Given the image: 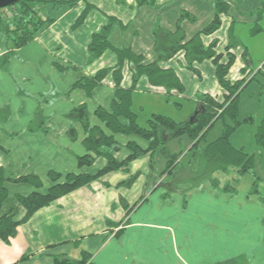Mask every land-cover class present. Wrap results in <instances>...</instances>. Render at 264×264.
<instances>
[{
	"label": "crops",
	"instance_id": "1",
	"mask_svg": "<svg viewBox=\"0 0 264 264\" xmlns=\"http://www.w3.org/2000/svg\"><path fill=\"white\" fill-rule=\"evenodd\" d=\"M87 2L95 10L88 13L82 24L73 26L80 15H74L73 8ZM117 2L111 0L105 7L91 0H79L71 8H54L50 4L48 16L53 21L37 38L15 50L6 44L0 50V167L6 177L35 175L41 181L40 188L28 183L6 185L9 196L3 212H13L17 220L24 216L25 210L16 196L45 193L52 185L49 171L59 173L58 182H63L68 173L94 174L105 165V160L99 157L90 166H79L78 156L88 153L82 143L85 130L71 115L75 107L84 104L89 125L105 130L94 112L99 107L109 109L114 98L110 80H104L90 95L73 88L80 77L111 67L117 61L112 52L106 51L87 64L91 35L100 31L109 17L114 18L113 24L118 25L111 27V43L116 47L129 46L136 54L143 55L145 62L154 60L145 59L147 46H136L133 38L141 36L143 28L139 23L143 19L161 18L160 13L149 10L151 6H142L152 5L155 0H136L135 12L131 0ZM229 9L228 4L225 14ZM184 13L189 14L186 10ZM261 16L262 30L255 36L249 34L254 18L245 21L231 16L227 45L241 46L244 60V64L239 63L241 76L236 79L247 73L243 71L245 67L250 71L264 61V40L258 42L264 38V11ZM150 27L151 24L145 28V33ZM175 31L157 34L155 60L162 68L174 70L162 66L161 61L167 60L164 56L173 40L170 34ZM251 75L242 91L253 80ZM139 81L131 95V110L142 127L152 114L185 121L197 108L195 95L208 93L192 83L191 93L186 96L189 99L174 96L167 101L160 87L144 85L147 81L144 78ZM215 89L209 94L218 97L221 89L218 86ZM71 128L74 139L69 134ZM254 132L255 126L250 135ZM115 138L120 146L115 157L122 160L129 154L125 145L132 138ZM134 140L146 146L144 141ZM182 142L186 150L191 145L185 137L175 144L179 146ZM230 143L255 155L256 186L253 175H238L234 169L215 173L216 184L207 180L193 187L184 180L177 183L171 175H161L165 161L163 166L160 164L162 168L159 165L156 176L153 166L156 159L151 162L146 154L132 161L126 170L108 173L33 213L17 227L16 236L8 243L0 240V264H58L60 258L87 259L90 264H264V149L252 143L247 147ZM181 174L185 175V171ZM150 175L156 177V182L149 183L145 192L133 200L131 192L134 188L142 189ZM227 184L233 188L230 192L222 190Z\"/></svg>",
	"mask_w": 264,
	"mask_h": 264
},
{
	"label": "trees",
	"instance_id": "2",
	"mask_svg": "<svg viewBox=\"0 0 264 264\" xmlns=\"http://www.w3.org/2000/svg\"><path fill=\"white\" fill-rule=\"evenodd\" d=\"M79 0H21L18 3L0 9V33L6 37V45L12 49H18L37 38L41 30L50 24L53 20L40 10V5L64 6L67 8L74 7ZM89 2L85 3L84 8L80 12L79 17L73 26L77 27L82 24L87 16L88 11L92 8ZM228 4L222 1L215 3L214 18L205 27L199 30L188 40L185 39L180 25L177 26L173 40L169 44L167 53L164 58H171L176 52L182 50L188 69L199 74V69L193 66L195 62H201L210 59L214 65L215 78L220 86L221 98L209 93H197L193 98L196 102L197 111L194 112L182 122H176L172 118L152 114L146 121V126L142 127L137 123V116L131 110V95L140 79H147L151 87H160L167 101L171 97L185 96V87L177 74L171 68H162L158 60L145 62L144 56L136 54L129 46L116 47L110 39L109 33L114 18L109 17V22L98 32L90 37L88 44V61L91 64L94 60L101 57L106 51H111L116 56V63L111 67H104L97 70L90 76L80 77L73 88L84 90L87 95L101 86L104 79L109 73L112 76L114 98L110 108H97L94 112L95 117L102 123L105 130L101 127H91L88 122V111L84 104H81L71 112V115L82 123L85 130V138L82 143L87 154L78 156V164L82 166H90L96 158H103L105 165L94 174L88 173H68L64 177L63 182H58L61 175L53 171L48 172V178L52 185L45 193L32 192L27 195H17V202L24 208V216L17 220L15 214L11 211L3 212V206L8 199L9 192L6 185L8 183L34 184L36 188L41 187V181L35 175L21 176L17 178L6 177L4 170L0 167V240L8 243L11 238L17 234V227L25 222L37 210L50 205L53 201L65 196L76 189L86 186L93 181L101 179L108 173L119 170H126L131 162L141 156L149 154L153 159L160 151L164 155L165 165L161 172L171 175L173 181L177 183L184 180L191 187L199 185L202 181H209L216 184L214 174L218 172H227L230 169L236 170L238 175L251 174L255 177L254 186L258 183V178L254 170L255 155L245 153L243 149H236L230 143V136L241 124L253 123L252 115L246 116L243 120H239V97L245 86V81L251 74L246 67L241 79L231 81L228 73L235 61V54L231 51L232 45H227L224 52L217 50L218 39L213 38L208 45H204L201 36L213 35L221 24V14H225ZM10 10L14 12L10 13ZM264 11V1L261 6L256 9L254 17V26L249 31L250 36H255L261 32V15ZM185 15H188L184 13ZM192 20V18L190 17ZM232 23V22H231ZM245 53H242L244 55ZM225 60L223 61V58ZM163 58V57H162ZM163 58V59H164ZM127 63L130 66V86L122 85L123 67ZM257 73V72H256ZM254 79V75L250 80ZM177 107L179 104L174 103ZM194 115V116H193ZM192 121L189 119L192 117ZM258 126L254 134L256 145L264 149V114L258 116ZM216 121L222 123L220 135L212 142L206 143L199 148V144L205 140L209 129ZM165 133V134H164ZM166 133L168 137L166 138ZM69 134L74 139V129L69 130ZM116 136L132 138L128 140L125 147L129 154L122 160L115 157V153L120 150V146L116 140ZM186 137L191 145L187 149V153L198 152V158L193 168L183 166L178 160L182 152L178 154L169 153L166 143ZM144 141L146 146L142 147L136 140ZM151 159V162L153 161ZM191 164L190 162L187 165ZM181 165V166H180ZM190 166V165H189ZM185 171V175L181 174ZM180 172V175H179ZM183 181V182H184ZM125 184V182H123ZM105 186L108 184L104 183ZM233 188L227 184L222 187L223 191L232 190ZM58 264H90L87 259L74 261L68 258H60Z\"/></svg>",
	"mask_w": 264,
	"mask_h": 264
},
{
	"label": "rangeland",
	"instance_id": "3",
	"mask_svg": "<svg viewBox=\"0 0 264 264\" xmlns=\"http://www.w3.org/2000/svg\"><path fill=\"white\" fill-rule=\"evenodd\" d=\"M96 3H100L103 7L111 0H91ZM118 4L117 0H115ZM133 2V8L134 12L137 10L138 5L136 4V0H131ZM227 1L229 4V12L228 14H221L220 18L222 20L219 28L214 32L212 36L202 35L201 39L203 43L206 45L208 44L212 37H215L218 39L217 44V50L220 52H224L225 48L227 46V40H228V29L229 24L231 20V16H236L239 18L238 20H245V21H251L256 15V9H258L261 6V3L263 0H224ZM217 0H155V3L152 5H142V6H151L149 7V10L151 12L155 11L160 13L161 18L158 19V17L155 18L153 21V17L145 18L143 21L138 23L142 26L143 30L141 31V36L134 35V43L136 46H142L145 45L147 47L144 48L145 53V59L151 60L156 58L157 53L155 49V40L157 37V34L161 31H166L167 33L172 32L176 30L177 24L179 23L183 34L185 35V39L188 40L193 35H195L200 29H202L204 26H206L208 23L212 21L215 14V6L214 3H216ZM85 6L84 3L79 4L78 7L75 6L73 8L74 15H78L80 11H82V8ZM67 8V7H66ZM76 8V9H75ZM64 7L62 8V10ZM40 10L43 11L45 14H48V11L50 10V7L48 5L42 6L40 5ZM91 10H95L94 8H91ZM187 11L189 14L185 15L184 11ZM10 13L14 12V10H10ZM133 12V10H132ZM87 13V15H88ZM98 15H101L99 11H96ZM119 14L122 15V12H119ZM151 13H149L150 15ZM187 14V13H186ZM232 14V15H231ZM192 18V20L190 19ZM163 19V20H162ZM152 20V21H151ZM263 25H264V19H263ZM74 24V23H72ZM115 24L112 25V27L117 26ZM152 25V27L149 28V32L145 33V28L149 25ZM239 32V29H238ZM172 37L175 35L174 33L170 34ZM160 35H158L159 37ZM118 34V38H119ZM139 37V38H138ZM174 38V37H173ZM243 38V37H242ZM245 44L247 42L243 38ZM263 39H259L258 42H263ZM6 37L3 35V33H0V50H3L6 44ZM248 44H251L250 42ZM232 52L236 56V60L234 61L229 73L228 78L231 81H234L237 77L241 76V69L239 67V63L242 62L244 64V60L241 57V52L243 48L239 45H235L231 47ZM111 52V51H110ZM113 53V52H112ZM114 54V53H113ZM115 55V54H114ZM116 57V56H115ZM170 60H163L161 61L162 66L164 67H172L175 72L180 77L184 87H185V96H189L191 93V85H193L200 90H207V92H213L215 91L216 87L220 88L216 78H215V72L214 65L212 64V61L210 59H205L201 62H194L193 66L197 67L199 69V74L191 69H188L187 62L185 60V55L182 50L176 52ZM153 60V61H154ZM225 60V57L223 58V61ZM259 60V56L257 55V61ZM258 65H255V67L252 69V75L254 74V79L247 85L246 89L242 91L241 94V101H240V110H239V120H243L246 116L252 115L254 118L253 123L249 124H241L236 128V130L232 133L230 136V141L236 144H241L242 146L247 147L248 144L252 143V145H256L254 141V134L250 135L251 130L255 126V131L258 126V116L260 114H264V90L262 89L264 85V61L260 64V67H256ZM212 67V70H211ZM129 65L125 63L123 67V78H122V85H129L131 84V77H130V69ZM260 68V69H258ZM262 68V69H261ZM213 72V73H212ZM254 72V73H253ZM257 72V73H256ZM106 81L110 80L112 84V76L109 73L105 77ZM140 83V81L138 82ZM201 83V84H198ZM144 85L148 86L149 83L146 81ZM222 95V92H221ZM221 95L218 96V98H221ZM252 95V97H251ZM186 102H188L186 100ZM143 117L142 114L139 115V119L141 120ZM222 130V123L220 121H216L215 124L209 129L206 138L204 141H202L199 144V148H201L206 143L212 142L215 140L221 133ZM165 134V133H164ZM169 133H166V138L168 137ZM185 139H187L185 137ZM233 139V140H232ZM175 141H170L167 144V148L169 150V153L172 154H178L182 152V154L179 157V161L183 166L190 167L187 165L188 162L191 163L192 166L196 164L197 158H198V152L196 151L194 155L191 153H187L186 146L182 142L179 146L175 144ZM257 146V145H256ZM258 147V146H257ZM252 154V153H251ZM160 151L153 157V161L156 162L153 164L154 168L156 169V176L157 173L160 172L159 165H164L165 158ZM163 161V162H162ZM160 165V168L162 166ZM181 166V165H180ZM164 167V166H163ZM152 175L145 180L144 187L142 189H136L131 192L134 194V199H137L139 194H143L145 192V187L150 183V185L154 184L156 182V177L151 178Z\"/></svg>",
	"mask_w": 264,
	"mask_h": 264
},
{
	"label": "water",
	"instance_id": "4",
	"mask_svg": "<svg viewBox=\"0 0 264 264\" xmlns=\"http://www.w3.org/2000/svg\"><path fill=\"white\" fill-rule=\"evenodd\" d=\"M19 1H21V0H0V9L10 7V6L18 3ZM196 113H197V111H194V115H196ZM193 116L190 117V119H189L190 122L192 121Z\"/></svg>",
	"mask_w": 264,
	"mask_h": 264
}]
</instances>
